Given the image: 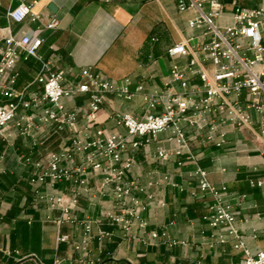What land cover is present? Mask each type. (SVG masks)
Here are the masks:
<instances>
[{"label": "built area", "instance_id": "2783aa9c", "mask_svg": "<svg viewBox=\"0 0 264 264\" xmlns=\"http://www.w3.org/2000/svg\"><path fill=\"white\" fill-rule=\"evenodd\" d=\"M175 2L180 12H193L188 26L198 34L168 49L173 61L169 77L161 88L148 93H144L141 83L133 88L130 78L118 84L89 67L80 71L78 80L66 82L63 70H54L53 61H42L38 55L41 38L8 34L0 45V97L4 99L0 101V141L10 138L12 128L18 136L31 140L30 149L37 158L26 155L22 162L32 207L43 204L49 211H58L57 217L48 215L44 219L58 228L68 224L82 229L83 239L79 242L66 234L57 237L58 242H70L82 253L79 264H99L98 260L88 259L87 253L92 226L102 220L78 219L75 214L80 198L90 190V178L95 175L100 177L97 193L108 196L119 208L118 213L102 212L109 225L120 227L127 236L140 242L144 239L133 233L134 228L148 233L154 241L152 245H186L171 240L166 232L147 231L148 223L142 216L145 204L134 193L140 187L131 178L135 164L132 153L148 146L160 134H166L172 147H159L155 159L166 162L176 157L178 165L193 166L191 176L198 180L202 194L193 192V196L207 195L212 199L204 220L210 227L225 231V235L217 238L218 242L226 244L228 237L234 239V249L242 252L238 264H264V250L253 252L237 226V213L227 200L228 187L210 181L208 172L200 165L203 154L194 149L195 144L224 148L231 132L246 130L264 143V9L235 7L227 16L221 0ZM6 17L16 23L27 17L40 20L32 12V5L26 3L8 10ZM57 24L52 17L45 27L52 29ZM32 58L40 62V68L30 83L18 89L16 64L20 59ZM178 58L187 59L184 67L176 62ZM108 94L124 101L143 96L142 115L120 111L108 115V120L126 129V135L104 128L92 130ZM80 96L87 97L83 106L68 107L64 102ZM253 114L258 117L256 121ZM80 118L85 120L84 125H79ZM187 128L193 130L191 135ZM56 136L60 138L57 149L43 148ZM0 172H3L1 162ZM61 183L66 188L59 189ZM250 186L263 188L264 177L251 180ZM27 222L30 224L32 218ZM98 235L102 239L108 234L99 231Z\"/></svg>", "mask_w": 264, "mask_h": 264}, {"label": "crops", "instance_id": "0c3cea01", "mask_svg": "<svg viewBox=\"0 0 264 264\" xmlns=\"http://www.w3.org/2000/svg\"><path fill=\"white\" fill-rule=\"evenodd\" d=\"M229 16L235 7L264 9V0H221ZM20 3L32 5V12L40 20L27 17L20 23L12 22L6 12ZM54 6V12L49 10ZM193 12L182 13L175 0H116L104 3L99 0H0V45L3 37L28 35L41 38L38 55L42 61H53L54 70H63L66 82L76 81L84 68H91L103 78L120 84L123 79L133 80V88L141 83L144 93L161 88L169 77L172 59L168 49L183 39L198 34L188 26ZM52 17L58 24L48 29L45 25ZM176 62L184 67L187 59ZM40 68L36 59H20L15 71L18 73L17 88L30 83ZM37 90V87H32ZM0 101H4L0 97ZM68 107L83 106L86 96L74 101L64 100ZM112 111L143 114V96L124 101L108 94L97 113L93 129L104 128L109 132L126 135V129L117 127L108 120ZM254 120L258 119L253 114ZM85 120L79 119V125ZM255 131L257 125L254 126ZM189 134L192 129L187 128ZM7 141H0V264H79L82 253L72 243L57 241L60 234L69 235L74 241L83 239L80 227L64 224L56 227L45 222L46 216L55 218L58 211H49L45 205L32 207L31 189L26 181V167L22 157L32 155L30 139L18 136L14 128ZM60 138H51L43 148L55 150ZM159 147L170 149L166 134H160L148 146L135 151V164L131 178L140 187L135 195L145 204L142 213L148 223L147 231L166 232L179 244L152 245L150 235L134 228V234L144 239L140 242L127 236L120 227L109 225L102 212H119L117 205L108 196H100L97 185L99 176L89 180V192L84 194L75 211L78 219L102 220L92 226L88 241L87 258L99 264H238L242 252L233 247L234 239L221 244L217 238L225 235L221 228L214 229L204 220L208 214L211 197L195 198L193 192L202 195L198 180L191 176L192 165H178L172 157L162 162L155 159ZM197 153L203 154L200 165L208 172L216 185L228 187V202L237 213V226L241 229L248 247L257 252L264 250V187L252 188L251 180L264 177V143L250 131L231 132L226 147L194 145ZM182 158L181 160H184ZM66 188L65 183L58 185ZM245 195V197H243ZM152 196V199H150ZM164 203V205H162ZM28 218L32 222L28 224ZM104 231L107 237L99 238ZM146 242V243H145ZM15 251L18 254H15ZM6 252H10L7 255Z\"/></svg>", "mask_w": 264, "mask_h": 264}, {"label": "water", "instance_id": "95a60500", "mask_svg": "<svg viewBox=\"0 0 264 264\" xmlns=\"http://www.w3.org/2000/svg\"><path fill=\"white\" fill-rule=\"evenodd\" d=\"M48 8H49V10L52 11V12H54V10H55L53 5H49Z\"/></svg>", "mask_w": 264, "mask_h": 264}, {"label": "rangeland", "instance_id": "374dc122", "mask_svg": "<svg viewBox=\"0 0 264 264\" xmlns=\"http://www.w3.org/2000/svg\"><path fill=\"white\" fill-rule=\"evenodd\" d=\"M62 136H64V134H61Z\"/></svg>", "mask_w": 264, "mask_h": 264}]
</instances>
